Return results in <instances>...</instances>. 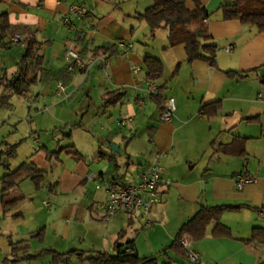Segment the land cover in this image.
I'll use <instances>...</instances> for the list:
<instances>
[{"label": "crops", "instance_id": "0c3cea01", "mask_svg": "<svg viewBox=\"0 0 264 264\" xmlns=\"http://www.w3.org/2000/svg\"><path fill=\"white\" fill-rule=\"evenodd\" d=\"M77 2L85 3L89 11L75 21L78 29L74 30L64 18L69 5ZM201 2L209 11L205 27L212 35L210 42L218 48L217 68L205 60L189 63L185 44L169 46L165 28L149 38V25L139 15L152 0H0V13L7 14L11 25L22 26L20 31L0 35V79L4 74L13 79L26 64L32 67L30 78H35L28 93L20 96L28 108L25 138L32 146L25 145L17 166H12L11 158L4 160L11 170L27 162L46 172L38 190L29 178L20 183L15 189L20 194L13 198L20 201L9 212L4 213L0 198L4 260L13 258V242L19 257L41 253L20 264H91L87 257L98 252L115 254L117 244L134 247L141 257H154L158 264L264 262V240L247 241L254 228H264V33L239 20H225L220 7L231 0ZM186 4L195 8L194 0ZM15 33L21 34V41L5 45ZM158 34H166L161 43L155 37ZM73 37L87 67L70 73L65 51ZM31 38L38 42L34 56L23 58ZM111 46L112 50L96 54L98 48ZM228 46L233 49L227 50ZM148 55L164 64L159 80L146 78ZM226 71L248 76L230 77ZM58 81L67 85L66 93H59ZM149 82L157 88L165 85L164 101L175 99L171 120L161 121L163 106L147 93ZM4 89L0 85V96ZM112 91L125 95L117 104L106 105ZM15 96L19 95H12L6 108L14 106ZM214 101L222 103L218 114H202L203 105ZM43 105L52 112L44 116L39 111ZM248 118L257 119L248 122ZM241 139H245V156L240 155ZM26 140L17 137L7 144L19 143L17 155ZM158 162L172 179V184L162 187V203L153 206L149 215L121 208L108 219L105 184H136ZM239 172L257 180L240 188L234 179ZM224 204L242 206L221 218L231 237L215 236L216 222L202 240L185 234L198 254L197 263L167 249L201 205ZM40 230L43 234L37 237ZM46 250L78 253L55 262L54 254Z\"/></svg>", "mask_w": 264, "mask_h": 264}, {"label": "trees", "instance_id": "16d2710c", "mask_svg": "<svg viewBox=\"0 0 264 264\" xmlns=\"http://www.w3.org/2000/svg\"><path fill=\"white\" fill-rule=\"evenodd\" d=\"M153 4L142 14L139 15L141 20H145L150 28L151 35L154 36L155 32L159 28H165L168 30L169 46H175L179 43L185 44L187 53V60L189 63L195 60L208 61L212 67H218L217 63V46L210 41L212 35L205 27V19L209 16V11L202 5L201 0H194L195 8L189 9L186 4V0H152ZM221 10L225 20H239L244 25H251L258 29L259 32L264 33V0H231L226 4L221 5ZM22 30L21 25H11L8 21L6 13H0V35L5 37L8 34ZM3 39V38H1ZM27 50L23 55V58H33L35 47L38 42L31 38L28 41ZM3 43L0 40V46ZM113 47H101L98 48L96 54L101 51L112 50ZM118 49L115 47V51ZM41 59L37 57V64H41ZM144 65L146 68V78L150 81H156L164 76L165 68L163 62L152 55H148L144 58ZM31 65H21L18 73L13 79L7 78L4 74L0 79V85H4V93L0 96V106L10 107L9 98L17 94L19 96H25L32 84L35 82V78H30ZM226 74L230 77L245 78L248 73H241L238 71H226ZM158 88L154 96L159 106H163L164 99L162 97L163 88ZM124 92L112 91L108 93V99L106 105L117 104ZM221 101H214L206 103L201 108V113L208 117L216 116L221 109ZM163 108L161 109V113ZM257 118H248V122H254ZM152 128V126L150 127ZM240 155L245 156V139H241ZM19 144H13L6 149L0 151V163L7 171L0 178L1 184V204L4 213L12 210L20 201V199L10 198V194L15 190L20 183L25 179H31L36 189H40L45 182L46 172L39 169L33 163L23 162L16 169L11 170L8 160H2V156L8 158L15 155L16 149ZM242 206H235L230 204L217 205V206H205L201 205L199 210L186 222L182 224L178 232L175 235V239L167 249H174L179 252L186 260L191 263H197L191 261L188 255V250L182 245L181 239L185 234L192 236L194 240H202L205 238L207 229L212 222H216V226L213 229L215 236L231 237L232 232L229 227L221 222V218L226 211H237ZM43 231L40 230L36 233L37 237H40ZM264 240V228L256 227L253 229L251 239L247 240ZM13 258L5 259L4 264H20L21 262L37 257V255L17 256V247L15 243L11 242ZM44 252V251H42ZM54 254L55 262L59 260L73 256L78 251H67L59 253L53 250H46ZM82 259L84 253L79 255ZM86 261L91 264H158L154 257H141L134 247L124 248L122 244L116 245V253L111 254L108 252H98L94 256L87 257ZM261 264H264L262 262Z\"/></svg>", "mask_w": 264, "mask_h": 264}, {"label": "built area", "instance_id": "2783aa9c", "mask_svg": "<svg viewBox=\"0 0 264 264\" xmlns=\"http://www.w3.org/2000/svg\"><path fill=\"white\" fill-rule=\"evenodd\" d=\"M89 8L83 2L71 3L69 5V15L64 18V23L70 28L77 30V24L75 21L82 20L88 13ZM205 19V23L207 22ZM21 34L15 33L4 42L5 45L16 44L21 41ZM120 47H124L123 43L119 44ZM132 45L129 44L128 47ZM227 50H232V46L226 47ZM65 61L67 71L70 73L77 71H84L87 67L83 57L78 48V41L75 37L68 41L65 51ZM134 71H138L137 67H134ZM107 74V73H106ZM108 75V74H107ZM56 87L59 93L67 92V85L63 81H58ZM158 91V88L153 83L149 82L147 87V93L154 95ZM31 102H35L36 99L30 98ZM140 105H143V101H140ZM48 106L45 105L40 108L39 111H45ZM176 109L175 99L169 97L163 104V112L160 115V119L163 122L171 120ZM124 123V121H121ZM234 179L237 185L241 188L248 183L255 182L257 179L245 172L236 173ZM172 184V179L166 175L164 167L158 162L149 166L140 176V180L133 185H122L118 183H106L105 187L108 192L106 202V216L108 219L114 218L121 208H125L131 212L143 213L149 215L153 206L162 203V187ZM102 185H97L100 188ZM182 245L188 250V255L191 261L197 262L199 260L198 254L191 249V243L187 237H182Z\"/></svg>", "mask_w": 264, "mask_h": 264}, {"label": "rangeland", "instance_id": "374dc122", "mask_svg": "<svg viewBox=\"0 0 264 264\" xmlns=\"http://www.w3.org/2000/svg\"><path fill=\"white\" fill-rule=\"evenodd\" d=\"M160 31H165L164 29H161ZM158 40H159V43L160 40L162 39L161 37H166V34H164V36H161L160 34L156 35L155 36ZM154 37V39H156ZM149 38L150 39H153V35H151V33L149 32ZM24 98L20 97V96H15L13 98V102H14V106L12 108H0V148L1 147H4L7 148V146H10L14 141L13 140H16V138L18 137V141H24L26 140L25 136H26V132H27V127H28V124L30 123L29 120H27L28 117V108L27 106L25 105V102H24ZM44 105L42 107L39 106V108H43ZM36 110L34 109L33 107V111ZM52 112V109L48 108L47 110H45L43 113L44 116L48 115V113ZM31 115L33 117H35V114L34 112L32 113L31 112ZM17 124L18 126V129L16 130L15 129V125ZM28 139L24 142L25 144H23L21 146V148H19L18 150V153L16 155V152H15V155L13 157H10L12 160L11 163H12V166H17L19 164V162L21 161L22 157H24V154H25V149H26V146L25 145H29V147H31L32 145L30 143H27ZM11 143V144H7V143ZM19 144V143H17ZM19 146V145H18ZM23 147V148H22ZM3 149V150H4ZM24 149V150H23ZM1 155V154H0ZM3 160L4 159H7L8 157L5 155V156H2ZM5 170H4V167L3 165L0 163V177L4 174ZM30 181V180H28ZM28 183H31V182H28ZM36 188V187H35ZM38 190V189H36ZM35 191V190H34ZM19 191L18 190H13L10 194V198H15L16 196H19ZM0 198H1V184H0ZM226 212H237V211H226ZM3 217V212L1 211L0 213V218ZM1 234L3 233L1 230H0ZM5 246H6V241L4 242L3 239H0V263L3 262V257H5Z\"/></svg>", "mask_w": 264, "mask_h": 264}]
</instances>
